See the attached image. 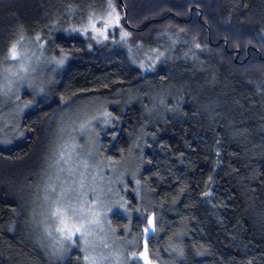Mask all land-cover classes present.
I'll return each instance as SVG.
<instances>
[{
	"label": "trees",
	"instance_id": "1",
	"mask_svg": "<svg viewBox=\"0 0 264 264\" xmlns=\"http://www.w3.org/2000/svg\"><path fill=\"white\" fill-rule=\"evenodd\" d=\"M116 2L126 29L177 28L198 49L158 38L167 57L144 74L124 47L89 49L70 33L106 0H0V68L21 40L42 42L45 58L68 56L40 94L21 91L15 132L0 139V264H84L78 247L45 254L29 218L36 147L60 101L107 107L102 156L137 144L138 187L109 216L113 236L134 245L127 264L142 250L148 264H264V0Z\"/></svg>",
	"mask_w": 264,
	"mask_h": 264
},
{
	"label": "rangeland",
	"instance_id": "2",
	"mask_svg": "<svg viewBox=\"0 0 264 264\" xmlns=\"http://www.w3.org/2000/svg\"><path fill=\"white\" fill-rule=\"evenodd\" d=\"M109 20L111 24L107 23ZM93 25L99 31H94ZM70 33L84 39L89 49L107 43L124 47L144 74L153 72L167 57L165 44H158V38H168L169 46L175 44L189 53L192 48L198 49L196 43L188 41L177 28L143 36L126 29L116 0H106L102 11L70 26ZM14 44L17 58H8V51L6 62L0 68V104L12 105L0 114V139L5 143L15 132L13 128L20 108L25 107L22 103L20 107L17 101L21 91L29 87L34 93L35 90L41 93L68 59L64 53H52L51 58H45L44 44L37 40H21ZM72 103L60 101L59 108L44 123V140L35 152L43 154V170L30 199V224L42 250L51 258L61 257L78 247L84 264H127L125 255L134 245L126 237L119 240L113 236L109 216L116 211L124 212L128 204L125 195L138 187V160L134 155V151H138L137 144H132L130 151L118 160L102 156L99 135L105 136L104 127L111 120L107 107L98 102L95 107L81 104L76 108ZM162 105L159 101L158 106ZM58 208L70 229L81 228L71 240L64 239L57 231L63 226L60 217L52 215ZM148 231L149 227L143 230L144 236ZM137 257L140 264H148L144 250Z\"/></svg>",
	"mask_w": 264,
	"mask_h": 264
},
{
	"label": "snow or ice",
	"instance_id": "3",
	"mask_svg": "<svg viewBox=\"0 0 264 264\" xmlns=\"http://www.w3.org/2000/svg\"><path fill=\"white\" fill-rule=\"evenodd\" d=\"M111 15L112 14L109 13V17H111ZM115 21L117 23L119 22V17L118 16L115 17ZM107 23L111 24L112 21L109 20V21H107ZM93 30L94 31H99L98 29L95 28V25H93ZM100 34H103V33H100ZM125 35H127V33H125ZM8 58H10V59H16L17 58V50H16V45L15 44H13L11 46V48L9 49V57ZM206 195H207V193H206ZM52 215L60 217V223L63 226L62 227H58L57 231L62 233L64 239L71 240L76 233H79L81 231V228H79V227H76L74 231L68 227L65 219L63 218V214L61 213V210L59 208L55 212H53Z\"/></svg>",
	"mask_w": 264,
	"mask_h": 264
}]
</instances>
